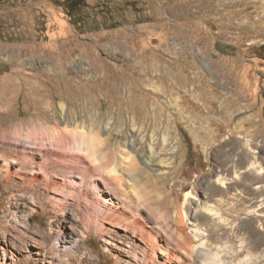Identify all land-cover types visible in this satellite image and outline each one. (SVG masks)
Instances as JSON below:
<instances>
[{"label": "rangeland", "instance_id": "374dc122", "mask_svg": "<svg viewBox=\"0 0 264 264\" xmlns=\"http://www.w3.org/2000/svg\"><path fill=\"white\" fill-rule=\"evenodd\" d=\"M63 1L0 0V264H264V0Z\"/></svg>", "mask_w": 264, "mask_h": 264}, {"label": "bare ground", "instance_id": "6f19581e", "mask_svg": "<svg viewBox=\"0 0 264 264\" xmlns=\"http://www.w3.org/2000/svg\"><path fill=\"white\" fill-rule=\"evenodd\" d=\"M62 133V132H61ZM60 133V134H61ZM92 144V143H91ZM92 147H93V145H92ZM90 148V147H89ZM88 157V156H87ZM34 158V157H33ZM65 158V157H64ZM88 159V158H87ZM90 159V158H89ZM108 161V160H107ZM84 162H86V161H84ZM91 163V162H90ZM109 164V163H108ZM161 163H160V160L158 159V157L155 155H152V156H150V158L148 159V165H150L151 166V168H154V167H156V166H158V165H160ZM107 166V165H106ZM104 167V166H103ZM46 168V167H45ZM101 168V167H100ZM91 169V168H90ZM102 169H104V168H102ZM87 170H88V168H87ZM87 173V172H86ZM92 174V173H91ZM107 178V177H106ZM112 179H110V180H108V179H106L105 180V182H107L106 184H104L103 183V185H104V187H102V185L101 184H99L98 183V185L96 184L95 185V188L97 189V192L99 193V195H100V193H103L104 192V189L103 188H107V189H110L111 191H113L115 194H117L118 195V191L119 190H121L120 188H118V187H116L115 185L114 186H112V183L115 181H113ZM91 182V181H90ZM98 182V181H97ZM56 182H54V184H55ZM117 183V182H116ZM114 184V183H113ZM105 188V189H106ZM130 192V191H129ZM105 193V192H104ZM112 193V192H111ZM121 195V194H120ZM102 196V195H101ZM115 196V195H114ZM100 197V196H99ZM146 204V203H145ZM118 217V216H117ZM117 217H116V219H117ZM112 218H115V217H112ZM122 219V218H121ZM129 221V220H128ZM120 222H121V220L119 219V220H116V221H114V223L115 224H120ZM140 223L138 222V223H135V226H136V230H135V232H133V233H136V236H137V234H139L140 235V238H139V240H141L142 242H143V244H144V247H143V249H142V252L146 255V254H148V250L146 249L147 247L148 248H150V250H152V248H155L156 246H155V244H156V239H155V237L151 234V232H149V231H147L143 226H141L142 224H140ZM14 225V227H15V225L16 224H13ZM17 226V225H16ZM115 226V225H114ZM130 226V225H129ZM87 227V226H86ZM133 227V226H132ZM124 228V227H123ZM129 229V228H128ZM138 237V236H137ZM160 247V246H159ZM160 249H162V248H160ZM162 252V251H161ZM165 252H166V250H165ZM65 255V253L64 252H62L61 251V254H60V256H59V259H57V262L59 263H61L62 262V259H61V256H64ZM166 261L168 262V263H172V260L168 257V255H166ZM80 264V263H79Z\"/></svg>", "mask_w": 264, "mask_h": 264}, {"label": "trees", "instance_id": "16d2710c", "mask_svg": "<svg viewBox=\"0 0 264 264\" xmlns=\"http://www.w3.org/2000/svg\"><path fill=\"white\" fill-rule=\"evenodd\" d=\"M62 4L72 24L78 27L84 26L87 16V2L85 0H64Z\"/></svg>", "mask_w": 264, "mask_h": 264}]
</instances>
